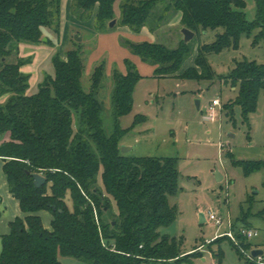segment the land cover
Here are the masks:
<instances>
[{"label":"trees","instance_id":"obj_1","mask_svg":"<svg viewBox=\"0 0 264 264\" xmlns=\"http://www.w3.org/2000/svg\"><path fill=\"white\" fill-rule=\"evenodd\" d=\"M62 1L0 0V158L9 190L24 214L10 222L9 233H0V264H62L60 256L92 264H181L199 256L197 249L183 255L182 239L160 231L179 215L178 206L170 202L180 190L178 158L121 152V139L128 129L121 127L120 118L132 112L135 87L143 78L137 66L126 59L125 73L113 67L111 134L106 132L102 117L101 96L108 77L105 59L88 77V88L83 83L97 34L115 28L109 23L117 19L116 3L120 2V24L139 33L152 20L161 0H72L73 15L94 18L95 32L89 35L94 45L86 49L83 41L72 38L64 55H54V73H46L38 91L29 94L30 75L21 68L31 58L20 57V44L45 42L46 26L59 32ZM257 5V18L250 22L244 0H170L167 11L181 12L182 28L195 36L222 28L212 42L198 44L194 65L184 70L182 66L194 49L193 40L182 39L175 48L128 39L123 44L155 65L156 77L219 78L235 87L237 96L225 104V112L233 118L234 106L239 105L247 121L264 91V63L236 61L229 74L221 77L212 69L209 55L237 48L241 36L255 29L260 32L254 42L264 38V0H257ZM146 119L138 114L134 125ZM229 157L246 175L264 170V160ZM33 173L43 174L46 183L37 187ZM252 201L251 197L248 202ZM1 202L0 197V218ZM43 210L52 213L51 229L43 224L39 214ZM239 233L242 247L233 244L245 256V250L252 251L254 245Z\"/></svg>","mask_w":264,"mask_h":264},{"label":"rangeland","instance_id":"obj_2","mask_svg":"<svg viewBox=\"0 0 264 264\" xmlns=\"http://www.w3.org/2000/svg\"><path fill=\"white\" fill-rule=\"evenodd\" d=\"M169 1L161 0L156 5L152 20L144 27L155 38L151 42H161L175 48L183 39L181 13L167 11ZM244 1L246 18L253 22L258 13L257 0ZM71 3L70 0L62 1L59 32L50 26L43 27V38L49 40L45 45L53 47V54L37 64L36 70L42 78L38 83L33 81L34 92L38 91L45 74L54 72V55L67 50L72 38L77 40V37H81L79 41L86 44V49L94 45V38L89 37L95 32L94 19L77 18L72 14ZM115 10L117 14L121 13L119 1ZM114 27L113 30L97 34L98 47L90 54L83 83L88 88V77L97 63L105 59L108 77L106 89L101 96L102 117L106 132L111 134L114 131L110 79L113 67L117 66L125 72V60L130 59L143 75L135 87L132 112L120 118L121 127L128 129L121 139V152L123 153L122 147L126 146L130 148L123 153L126 155L178 158L180 190L177 195L171 196L170 202L178 206L179 215L172 224L161 228V234L182 239L183 255L198 250L199 256H191L189 261L181 264H257L249 258L252 251L245 250V256H242L234 244L242 247L238 238L242 226L258 231L256 237L249 239L254 247L264 244V170L246 175L242 167L234 165L229 156L233 154L238 160H264V91L260 92L257 108L248 115L247 121L244 120L239 105L234 106L231 118L227 116L224 106L228 101L235 100L237 89L224 84L219 78H154L151 63L143 61L123 44L125 39L134 43L142 42L150 35L134 32L128 26L121 25L120 17H117ZM218 31H222V28L209 30L192 39L194 49L185 60L183 69L193 64L198 44L212 42ZM259 32V29H255L249 35L243 34L237 48L228 47L210 54L209 62L215 73L221 77L228 75L236 61L256 60L264 63V38L254 42ZM214 98L221 101V106L216 108L217 119L210 121L204 116L207 115V106ZM198 99L202 101L201 108L197 107ZM138 114L145 115L147 119L134 125ZM217 171L224 176L220 181ZM5 180L0 160V189H3ZM99 184L102 185L101 173ZM251 197L253 201L248 202ZM68 203L72 206L71 199ZM112 204L113 211L117 212L114 201ZM10 208L2 213L6 223L11 220ZM200 211L206 214L214 211L225 223L217 226L212 222H202ZM44 212L50 213L48 210ZM258 213L262 216L253 215ZM111 217L110 215L108 219ZM229 220L234 224L235 239L226 234L230 230ZM44 221L47 222V216L43 218ZM224 235L227 236L214 242ZM60 260L62 264H92L89 260L71 256H60Z\"/></svg>","mask_w":264,"mask_h":264},{"label":"crops","instance_id":"obj_3","mask_svg":"<svg viewBox=\"0 0 264 264\" xmlns=\"http://www.w3.org/2000/svg\"><path fill=\"white\" fill-rule=\"evenodd\" d=\"M72 2V0H70V3ZM72 4V3H71ZM181 13V12H180ZM121 13L120 14H117L116 13V16L117 17H120ZM182 16V14H181ZM94 19V18H93ZM117 20V19H116ZM172 24V23H171ZM174 24V23H173ZM140 33H148L150 36H147L146 40H143V41H155V38L154 36L150 33L149 29L147 27H143L141 32ZM100 36V34L98 35ZM183 39H184V36H183ZM69 42V40H68ZM46 41L45 42H42L40 44H30V43H21L20 44V57H23V58H31V61L29 63H26L25 65L22 66V71L25 72V73H28L30 75V87L28 89V93L29 94H34L36 92H34L32 90V84H33V81H35L36 83H38L40 81V75L39 73L37 72L36 70V67H37V64L39 62H43L44 59L50 57L52 54H53V47L50 48V47H47V45H45ZM98 47V46H97ZM96 47V48H97ZM66 49V48H65ZM66 50L63 51L62 55H64ZM194 60H195V57H194ZM149 64V63H148ZM152 66V70H153V74L152 76L154 78H162V77H156L154 75V71H155V68L156 66L153 65V64H150ZM194 65V62L193 64H190L188 65V67L190 66H193ZM187 67V68H188ZM186 69V68H185ZM181 70H184L183 68ZM126 72V71H125ZM124 72V73H125ZM54 73V72H53ZM53 73H50V74H53ZM150 73V72H149ZM143 76V75H142ZM167 77H176V76H167ZM44 78V77H43ZM176 78H179V77H176ZM140 82V81H139ZM138 82V83H139ZM138 85V84H137ZM137 87V86H136ZM233 89H236L235 87H232ZM136 90V88H135ZM200 100V99H199ZM202 107V101L200 100V108ZM1 160V166L3 168V164H4V161L2 160V158H0ZM222 175V174H221ZM5 176V174H4ZM223 175H222V178L223 179ZM5 179H6V176H5ZM219 179V181L221 180ZM3 196V197H2ZM0 197L2 199V202H1V211L2 213L4 214V211L5 209H9V207H11V211H10V214H9V218H11V220L6 223V220H4L3 218V215L1 216L0 218V233L1 234H7L10 232V222L17 216H23L24 214L22 213L21 211V208H20V204H19V201L17 198H15L12 193L10 192L9 190V185H8V182H7V179L5 180V185L3 187V189H0ZM7 200V201H6ZM5 201V202H4ZM9 203V204H8ZM7 205H10L9 207ZM8 207V208H7ZM9 211V210H8ZM44 211V210H43ZM43 211H41L39 214L41 215V218H42V221H43V218L45 216H47V222L44 221L43 224L44 226L47 228V229H51V222H52V219H53V216H52V213H43ZM206 213L204 212H201L200 211V217H201V221L202 222H206V217L205 215ZM253 215H257L259 217H261L262 215H259L258 214H253ZM248 223H251L249 220H247ZM234 225V224H233ZM244 226H242L243 228ZM241 228V227H240ZM251 228V227H250ZM234 230V229H233ZM254 249H262L264 251V244H258L257 246L254 247Z\"/></svg>","mask_w":264,"mask_h":264},{"label":"built area","instance_id":"obj_4","mask_svg":"<svg viewBox=\"0 0 264 264\" xmlns=\"http://www.w3.org/2000/svg\"><path fill=\"white\" fill-rule=\"evenodd\" d=\"M221 106V101L218 98H214L211 103L207 106L206 111L207 115L204 116L205 119L210 120V121H215L218 117V111L217 107ZM206 221L212 222L213 224L217 226H222L225 221L222 217H220L216 212L214 211H209L208 214H205ZM229 227L230 230L226 233L229 237L235 239L234 237V230H233V223L229 220ZM241 234L244 235L248 239H252L258 235V231L252 228H246L243 227L240 230ZM249 258L256 262L257 264H264V257L262 255H259L257 257H254L252 255V252L249 254Z\"/></svg>","mask_w":264,"mask_h":264},{"label":"water","instance_id":"obj_5","mask_svg":"<svg viewBox=\"0 0 264 264\" xmlns=\"http://www.w3.org/2000/svg\"><path fill=\"white\" fill-rule=\"evenodd\" d=\"M116 23H117V20L113 19L109 23V26L111 28H113L116 25ZM182 33H183L185 42H189L195 37V33L193 31H191L190 29L186 28V27L182 28ZM43 40L47 41V39H43ZM77 40H81V37L80 38L77 37ZM197 107L200 108V100L199 99L197 100ZM129 149L130 148H128L126 146L122 147L123 153H125ZM27 173H30V171H27ZM216 175H217L218 180L222 178V175H221V173L219 171L216 172ZM33 177H34V183H35V185L37 187H41L47 181L46 177L43 174H41V173H33ZM263 254H264V251L262 249H253L252 250V255L254 257H257L259 255H263Z\"/></svg>","mask_w":264,"mask_h":264}]
</instances>
